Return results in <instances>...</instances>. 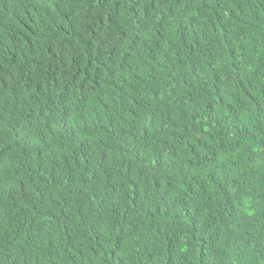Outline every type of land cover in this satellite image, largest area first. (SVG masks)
I'll return each instance as SVG.
<instances>
[{
	"label": "trees",
	"instance_id": "1",
	"mask_svg": "<svg viewBox=\"0 0 264 264\" xmlns=\"http://www.w3.org/2000/svg\"><path fill=\"white\" fill-rule=\"evenodd\" d=\"M0 264H264V0H0Z\"/></svg>",
	"mask_w": 264,
	"mask_h": 264
}]
</instances>
